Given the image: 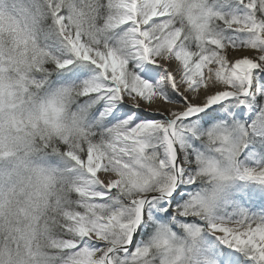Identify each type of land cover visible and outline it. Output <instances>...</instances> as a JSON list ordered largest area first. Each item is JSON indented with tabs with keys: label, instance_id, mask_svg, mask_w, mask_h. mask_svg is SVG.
Wrapping results in <instances>:
<instances>
[{
	"label": "snow or ice",
	"instance_id": "obj_1",
	"mask_svg": "<svg viewBox=\"0 0 264 264\" xmlns=\"http://www.w3.org/2000/svg\"><path fill=\"white\" fill-rule=\"evenodd\" d=\"M0 264H264V0H0Z\"/></svg>",
	"mask_w": 264,
	"mask_h": 264
},
{
	"label": "rangeland",
	"instance_id": "obj_2",
	"mask_svg": "<svg viewBox=\"0 0 264 264\" xmlns=\"http://www.w3.org/2000/svg\"><path fill=\"white\" fill-rule=\"evenodd\" d=\"M251 187H254V186H251Z\"/></svg>",
	"mask_w": 264,
	"mask_h": 264
}]
</instances>
